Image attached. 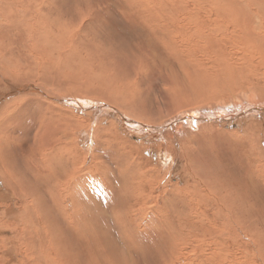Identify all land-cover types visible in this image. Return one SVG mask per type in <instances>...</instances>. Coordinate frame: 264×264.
<instances>
[{"label": "bare ground", "instance_id": "6f19581e", "mask_svg": "<svg viewBox=\"0 0 264 264\" xmlns=\"http://www.w3.org/2000/svg\"><path fill=\"white\" fill-rule=\"evenodd\" d=\"M19 1L23 10L10 8L11 11L5 12L7 6L3 11L0 8V21L16 20L19 32L10 41L13 47L8 52H5L6 46L0 45V52H5L0 54V78H5L17 66L14 61L18 58L22 80L31 82L13 86L9 91L0 90V264H127L128 259L135 264L136 254L157 262L158 253L164 259L163 264H260L256 261L257 249H262L257 259L264 262L261 258L264 237L252 227L254 224L260 229L264 227V0H143L146 5L140 0L137 8L143 16L148 15L146 20L150 22L143 19L137 22L149 25L145 32L149 46H163L149 53L156 52L155 56H133L131 60L138 67L128 71L130 74L136 70L131 77L124 68L103 64L101 69L108 80L102 83L104 86L87 80L81 86V73L69 66L60 73L58 62L53 68H42L50 59H57L53 55L59 48L57 40L48 36L42 46H37L34 41L41 39L43 28L34 33L32 22L41 23V15L60 8L61 1ZM43 22L47 30L48 23ZM4 27L0 24V31ZM81 27L80 19L68 34L69 49L64 54L68 51L74 56L72 51L77 49ZM20 34L26 45L17 52ZM58 42L60 46L67 45L64 40ZM85 49L92 48L85 46ZM233 50L240 57L233 59L229 55ZM195 51L199 52L196 57ZM216 52L224 55L217 57ZM35 57L37 61L33 60ZM178 57L194 72L211 71L207 86H193L198 90L195 95L202 90L224 95L219 101L208 103L200 102L201 99L192 104L183 101L181 109H171L160 119L144 117L146 123H142L137 118L140 115L136 107L141 86H134V81L138 82L135 78H142L144 73L146 84L148 68L153 72L152 68L166 69L162 63ZM232 68L234 71L230 74ZM38 71L42 74L38 75ZM13 77H17L16 73ZM35 78L45 82L46 87L57 86L54 88L57 92L66 89L70 82L88 93L90 85H97L105 94L90 92L82 94L88 98L80 100L74 97L81 102L79 108L94 112L105 110L102 112L110 118L111 127L120 125L123 132L122 135L119 132L120 136L128 149L136 151V158H130L125 152L117 154L115 149L123 148L121 139L116 136V141H111L103 131L102 121L97 123L89 118L72 122L73 110L50 100L53 95L48 90L34 86ZM164 85L173 86L167 81ZM165 90L178 96L186 94L179 87ZM17 92L22 95L16 100L6 99ZM100 98H106V102L100 103ZM63 99L57 98L60 102ZM113 100L126 105L123 108L130 112L124 111L135 114L132 116L136 119L120 115L111 106ZM46 101L56 106L50 107ZM26 120L30 122L29 128L23 123ZM134 121L137 123L132 126ZM231 121L239 123V128L227 131L225 127ZM94 123L93 136L85 129ZM27 132L32 138H27L26 148H15L20 155L12 157L10 153V158H21L14 168L13 161L17 159L6 160V154L11 151L7 146L15 143L12 134H16L18 142L28 136ZM135 132L145 135L147 141L137 144L127 137ZM58 134L64 136L62 143L51 138ZM81 139L87 144L95 141L89 163H86L88 154L81 146ZM198 141H205L209 146L204 148ZM229 146L231 155L223 154L228 158L223 162L218 148L225 150ZM163 147H175L174 159H180L174 178L165 179L166 173L157 166V161L153 167L142 166L138 161L146 159L150 152L159 154ZM105 159L113 162L110 173L104 169ZM221 173L230 175L234 182L227 177L220 178ZM166 186H171L172 193H165ZM207 186L215 188L223 199ZM231 194L236 200L228 198ZM113 198L128 205L119 209ZM139 198V205L131 208V200ZM160 198L168 204H179L164 209L150 203ZM191 203L196 209L187 213L185 210L191 209ZM239 206L246 211L242 217L253 220L239 217L236 212ZM173 209H185L181 212L184 214L175 219ZM198 230L202 232L191 238L190 232L196 234ZM129 233L133 238L125 241ZM115 237L121 246H117ZM151 238L153 242L148 241ZM160 242L166 250H158ZM198 245H203L199 251L194 249Z\"/></svg>", "mask_w": 264, "mask_h": 264}, {"label": "rangeland", "instance_id": "374dc122", "mask_svg": "<svg viewBox=\"0 0 264 264\" xmlns=\"http://www.w3.org/2000/svg\"><path fill=\"white\" fill-rule=\"evenodd\" d=\"M60 1H61L60 8L54 10L53 12H49V13L41 15L40 17L42 19L41 23H37V22L34 23V21L32 22L34 33L39 32L41 30L40 27L43 28L42 36H40L41 39L34 41V43H36L37 46H42V44L46 40L45 37L47 36L57 40L59 52L53 55L57 59L56 60L50 59V61L47 62L44 66H42V68H48V69L53 68L52 67L53 64L58 62V66H59L58 71L60 73L65 72L68 66L72 70L77 69L79 73H81L80 78H79V82L81 86L82 84H84L85 80L95 81L96 83H99L101 86H104V84L102 83H105V84L108 83V80L105 79L107 75L101 69L103 64L105 67L114 66L117 68L118 67L124 68L126 73L129 75V77H131L132 75L135 74L136 70H132L130 74L128 71L134 67H138V63L134 60H131L133 56L149 54L152 52L153 49H156L159 51V49L163 46V45H159V46L150 45L149 46V41H147L148 38L146 37L147 31H148L147 29H149V25L144 24L145 25L144 26L142 23L141 25L140 22H137L138 20L142 21V19L147 23L150 22L149 20H146L147 19L146 17H148V15L145 13L144 15L146 16H143V14H141V12L138 10L139 7L137 8V6L141 4L140 0H83V1L82 0H60ZM142 3L143 5H146L143 2V0H142ZM101 5L103 6L98 8V6H101ZM4 6H7L5 9V12H8L10 8L23 10L22 3L19 0L0 1V8L2 9V11H3ZM182 6L186 7L185 4H183ZM27 9L28 10L31 9V5H29ZM80 19L82 20V27H81L82 35L80 39L78 40L77 49L72 51L74 56L69 55L68 51L64 54L65 50L69 49L68 34L72 32L73 25L78 24ZM43 20L46 23H48L47 30H45L46 26ZM85 21L87 24L85 23ZM0 24L5 25L3 30L0 31V45L6 46L7 50L5 52H8L13 47V43H11L10 41L12 39H15L17 35L19 34L18 28L16 27V25H18V22L16 20L5 21V23L0 21ZM53 32H55V35L53 34ZM158 36H160V34H158ZM59 40H64L67 43V45L60 46L58 42ZM34 43L33 45H35ZM25 45H26V42L24 41L22 35L20 34V37L18 39L17 52L24 49ZM85 46H89L92 49L86 50ZM5 52H0V54L1 53L3 54ZM61 53L63 55L60 57L59 55ZM238 53L239 52L237 50L236 51L233 50L231 51V53H229V55L232 56L233 59H237L238 57H240ZM198 54L199 52L195 51V55L193 56L196 57ZM215 54L217 57L224 55V54L223 55L220 54L219 52H216ZM149 55L155 56L156 52L149 54ZM33 60L37 61V58L35 57L33 58ZM73 60L75 63L72 62ZM202 61L204 63H208L207 60H202ZM14 63L17 66H13L11 71L10 72L8 71V75L5 78H0V88H1L0 90L9 91L10 88L13 86H19V85L21 86V84L27 85L31 83L30 80H22L21 78L22 75L18 71V65H19L18 58H16ZM162 65L166 69L159 68L155 70L154 68H152L154 70L153 72L150 68H148L150 72H148L146 84L144 83L145 74L143 72H142L143 73L142 78H135L139 83L134 81V86H139V87L141 86L140 88L138 87L139 88L138 93L140 96V100L139 99L136 100L138 104V106L136 107L137 109H139L138 114L140 115V117H137V115L136 117L139 118L142 123H146L144 122L145 120L144 117L147 118V117L155 116L156 118L160 119L164 114L168 113L171 109H174V110L181 109L182 107L181 102L183 101L188 100V103L192 104V103L199 102L198 100L201 99L200 102L208 103L212 101H219L221 97L224 95V93L222 92L212 93L209 91L204 92V90H202L199 95L194 94L198 90L196 88L193 89V86H207V82H209L212 78L211 71L203 72V73H198L197 71L194 72L193 69L186 64L185 60L180 57L176 58L173 61H169L168 63H162ZM139 68L143 69L144 67L140 66ZM233 71H234V68L229 69L230 74H232ZM38 72H39L38 75L42 74L40 71ZM15 73L17 77H13V74ZM217 73L220 76H223V73L221 74L219 71ZM35 79L36 80L34 81V86L38 88H45L53 95L52 97H49L50 100L54 101L58 105L60 104V106L62 107L73 110L75 117L72 118V122L79 123L81 120H84V121L90 120L89 118L96 120L97 123L98 121H102L101 124H104L102 125V127L104 128L103 131H105L109 135L111 141H116L117 139L116 136H118L121 139L120 145L123 148L122 149H120L119 147L116 148L115 151L117 152V154H119L120 152H125L130 156V158H136V151L133 152L130 149H128L124 143L123 137L120 136V133L121 135L123 133L121 129H119L120 125L118 124V128H112L110 124V118H108L102 112V111L105 112V110H102L101 112H98V111L94 112L93 110L79 108L81 107V102L78 101L76 98H78L79 100L88 98L86 96H82V94L87 95L88 93L87 90L79 89L78 87L73 86L72 82H70V85L66 89L62 88V91L57 92L54 89V88H57V86L46 87L45 82H43L40 78H35ZM177 79H178V82H176ZM165 81H167L168 83H171L173 86L164 85ZM239 85H245V84H237V86ZM97 87H98L97 85H90V88H88V90H90L92 94H96V95L105 94L103 93L102 90L98 89ZM169 87H179L186 94H184V96H178L174 92L169 93L167 90H165ZM21 95L22 94H19V92H17V93L6 96V99L16 100V98L20 97ZM58 97H64L62 102L57 100ZM97 101L98 99L95 100L93 103H97ZM99 101L100 103H105L106 98H100ZM46 102H48V105L50 107L53 104L56 106V104L53 102H50V101H46ZM111 106L113 107L115 106L114 109L117 108L116 110L120 115L127 116L128 118H134L132 115H135V114L130 115L129 113L124 111V110H128V108L124 109L123 107H125L126 105H124L123 103H119L113 100V104ZM84 107H90V105L84 106ZM96 114H97V117H96ZM203 115L206 117L205 114ZM111 117L113 118V116ZM226 119H231V118L227 117ZM148 121H150V119H148ZM246 122H249V121H246ZM23 123L28 128L30 127L29 120L23 121ZM132 123L133 125L132 124L131 125L134 126V123L136 124L137 121L136 122L134 121ZM149 125L154 126L153 124H149ZM239 125H240L239 123L231 121V125L226 126L225 128L227 131H234L239 128ZM85 130L88 131L87 133L90 132L94 136V133H96L95 123L93 124L92 127L88 126ZM15 135L16 134H12V139L15 141V143L11 146L9 145L7 146L8 149L10 147L11 151L8 152V156L6 154V160L13 161L14 159H17L16 161H13V164H14L13 167L17 166L18 163H20L21 161L19 160L21 158H15V157L12 158L15 155H20L19 151H17L15 148L17 147L21 149V146H22V148L25 149L26 144H27V138L29 137L32 138V135L30 134V132H27L28 136L27 137L24 136L22 140L20 139L17 142V138L15 139L14 137ZM127 137L130 140L136 142L137 144L140 142H144L145 140L147 141V137L143 134L141 135L140 132H135L134 134H131L130 136L129 134H127ZM51 138L54 140V142H58V141L60 142L61 140V143H62L64 136L58 134V137L51 136ZM154 139H157V138H154ZM91 142L92 143L87 144V143H83L82 139L80 141L82 148L85 149L88 154L86 163H89V159L91 158L93 147L95 145L94 140H91ZM173 143L175 144L176 142H173ZM198 144L204 148H207L209 146V144L205 141H198ZM221 144H224L223 141H221ZM222 148L221 149L218 148V151H219L218 154L220 155V158H222L224 162L228 158L222 155L223 154L226 155L227 153V155L230 156L232 148L230 146L227 147L225 150H222ZM10 153L12 154L11 158H10L11 156ZM209 153H210V150L208 151L207 154ZM21 154H26V152H23ZM155 155L150 152V154L146 155V159L144 160L138 159V161L142 164V166L148 165L151 167L155 166L156 161H157L158 162L157 166L161 168L162 172L166 173L165 179L170 178V177L174 178V176L176 177L175 174L177 173V171H179L180 159H177V158L174 159L176 155L175 147H172V148L163 147L161 149V152ZM155 158L157 160H155ZM191 158H194V157L192 156ZM105 161L107 162L105 163L104 169H106V171L110 173L112 170L113 162L111 159L110 160L105 159ZM78 162L81 163V160H78ZM170 164L172 166H170ZM86 165H89V164H86ZM229 176L230 175H225L224 173L220 174V178L223 179L227 177L228 181L234 182L230 179ZM194 180L195 179H193V181ZM113 184L116 185L114 183V180H113ZM161 186H163V183H161ZM207 187L212 192H214L218 197L223 199L222 195L219 194L215 188H211L212 186H207ZM165 188H166L165 193L166 192L167 194L172 193L171 186H166ZM156 193L157 192L155 191L154 196H156ZM164 196L165 198L169 199L168 195L165 194ZM228 198L230 200H236V196L234 194H231V197H228ZM113 200L117 204V208L119 207V209H122L120 207L126 208L125 206L128 205L126 201H123L121 199L113 198ZM134 200H131L130 202L132 204L131 208L139 205L138 203L140 202V198L134 199ZM155 201L156 199L152 200L150 203L152 204L155 203L161 206L162 208L167 207V206L175 207V205L177 206L179 204L178 202H173L175 201V199L172 201L173 203H170V204H168V201L164 198H160L156 202ZM222 204L225 205L224 202H222ZM190 206H191V209H186V210L184 209L187 213H190L192 210L196 209L195 204L191 203ZM174 211H175V219H177L178 216L184 214V213H181L183 211H176V210ZM202 212H203V206H202V211L200 213ZM236 212H237V215L244 220H248V221L253 220L251 218L245 219L242 217L246 213V211L244 210L242 206L237 207ZM192 224L196 225L194 221H192ZM252 227L256 232L262 234V236L264 237V233L262 231L264 227L260 229L258 225L256 224H254ZM201 232H202L201 230H198L196 234H192V232H190L189 235L191 238H194L197 235H199ZM132 238H133V235L129 233L127 236H125V241L131 240ZM115 239L118 243L117 246L118 245L121 246V244H119L118 239L116 237ZM148 241L153 242L154 240L153 238H151ZM157 242L158 241H156V243ZM256 243L259 244L257 237H256ZM117 246L115 249H117ZM202 248H203V245H198L194 247V249H196L197 251L201 250ZM158 250L159 251L166 250V247H164L163 242L159 243ZM261 250L262 249L256 250V253H257L256 261H258L260 264H264V262L257 259L258 256L261 255L262 253V252L260 253ZM136 256L138 258L133 259L135 260L134 262L135 264H153V263L156 264L157 262L159 264H163V260H164L163 258H160L159 253L155 255L157 262L153 260L152 258L142 257L140 256V254H136ZM261 258L263 259L264 257L262 256ZM169 260L170 259L167 260L168 263H169ZM172 263H169V264H172ZM127 264H132V260L128 259Z\"/></svg>", "mask_w": 264, "mask_h": 264}]
</instances>
